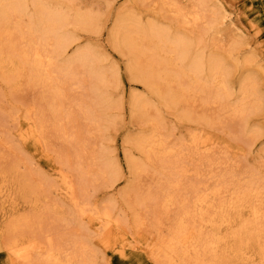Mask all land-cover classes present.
I'll list each match as a JSON object with an SVG mask.
<instances>
[{"label":"rangeland","instance_id":"obj_1","mask_svg":"<svg viewBox=\"0 0 264 264\" xmlns=\"http://www.w3.org/2000/svg\"><path fill=\"white\" fill-rule=\"evenodd\" d=\"M43 1L95 17L88 29L69 27L80 41L67 58L78 50L92 51L105 70L118 69L119 77L109 76V111L103 119L91 120L86 106L92 101V82L83 70H76L64 85L60 110L46 85L29 77V69L10 79L0 65V215L16 210L0 230V264H18L7 251L13 246L25 251L39 246L31 260L39 264L50 244L63 258L76 253L77 264L83 258L90 264H167L166 258L154 261L148 250L165 245L182 207L190 206L197 192L220 191L217 204L245 194H258L264 201V0ZM199 2L205 5L202 12ZM198 12L206 20L201 16L195 23ZM123 18L202 40L205 60L218 57L223 62L232 96L224 101L216 87L203 92L184 81V101L174 104L166 88L162 95L148 88L129 73L126 49L112 41ZM19 24L26 26L28 18L15 19L13 33ZM146 60H141L143 68ZM162 66L156 74H169ZM177 89L174 85L173 92ZM250 91L255 95L247 96L249 110L236 113ZM134 100L140 102L137 112L132 111ZM28 121L43 133L38 143ZM150 137L165 151L174 150V156L149 159V148L139 142ZM197 137L204 150L195 149ZM105 161L117 163L118 172L105 170ZM57 170L71 176L88 215L110 212L117 221L119 230L110 241L102 243L99 227L56 196ZM171 199L174 205L168 203ZM81 242L86 253L77 247ZM260 243L264 245V233ZM260 262L257 257L253 264Z\"/></svg>","mask_w":264,"mask_h":264},{"label":"bare ground","instance_id":"obj_2","mask_svg":"<svg viewBox=\"0 0 264 264\" xmlns=\"http://www.w3.org/2000/svg\"><path fill=\"white\" fill-rule=\"evenodd\" d=\"M29 4L33 8L32 12H29ZM52 5L51 2L43 0H0V65L3 69H7L6 77L10 79L11 77H20L25 70L29 69V77L35 84L46 85L60 110L64 85L76 70H83L92 82V101L89 106H86V115L91 120L99 117L103 119V113L110 106L107 105L106 100L109 98L106 96L107 88L110 85L109 76L119 77L118 69L112 72L108 70L111 72L109 75V72L101 66V57L89 50H78L72 58H67L69 52L80 41V37L71 33L69 27L88 29L94 25L97 19L91 15H82L71 8L64 9L62 6L53 7ZM204 6V3L199 2L198 8L201 12L202 8H205ZM180 16L185 18L182 10ZM201 16L198 12V15L194 17V22L200 23ZM23 18H28V24L26 26L19 24L16 34L13 33L12 23L15 19ZM137 22L123 18L111 34L115 46L126 49L130 55L129 73L133 76L135 74L140 82L158 95H162L165 92L163 88H166V93L174 104L184 101L187 92L183 88L184 81H189L190 85L203 92L207 88L210 90L212 86L216 87L219 98L227 100L228 95L230 96L232 93L229 94L227 71L225 72L222 67L223 62L217 60L218 57L209 61L205 60L206 51H204L202 40L193 35L189 36L180 32L172 33L173 30L153 25L142 26ZM24 42L27 43L26 47L21 46ZM3 48H7V50ZM144 57L147 59L145 68L141 65V60ZM162 65L170 70L169 74H156ZM54 75L57 78L63 76V80L58 82ZM174 85H178V92H173ZM254 95L255 93H251V91L250 94L246 93L241 105L234 111L240 115L244 114L249 110V104L245 102L247 99L250 100L247 96L252 98ZM139 104L138 100L132 102L133 112L140 109ZM28 122L26 127L38 143L43 133L35 122ZM20 135L22 136V134ZM200 141L198 137L195 142L193 141L195 149L199 147V150H204V148L200 149V145L202 146ZM139 143L140 147L149 148V159L158 156L161 157V160H163L162 158L169 160L175 153L174 150L165 151L164 146L155 137L143 139ZM106 161L102 163L105 170L115 171L116 169L115 172H118L117 163H114L115 166L112 162ZM56 173L59 179V184L57 183L58 186L54 191L56 196L63 197L65 201L74 206L82 218L86 217L89 219L88 221L94 222V225L99 227L97 231H99L102 243L110 241L118 229L117 221L112 219L111 213L107 212L103 215L92 213L93 217L88 215L87 209L85 210L79 205L77 189L71 176L63 170H57ZM217 195H221V192L202 195L197 192L194 202L190 206L187 204L181 206L182 211L175 222V227L169 230L165 245L158 249L149 248L148 250L154 261L161 262V258H166L167 264H253L258 257L259 261L261 260L264 264V245L260 243L264 233V228L261 227V223L264 222V201L258 194L252 198L249 197V194H245L236 198H233V195L226 200L225 197L220 196L224 200L222 199L223 202L217 204L215 203L216 197L219 198ZM168 203L172 204V199ZM167 206L169 205L167 204ZM13 212L16 210L13 209L10 213H1L0 220L3 221H0V230L3 231V226L8 223L6 221L12 217ZM163 239L165 238H161V241ZM84 245L81 242L79 245L77 244V247L85 252ZM124 246L126 245L124 244ZM37 247L34 246L33 250L25 251L13 246L7 251L16 263L32 264V256L39 249V246ZM62 253L50 244L45 258L39 264H77L75 262L76 253H72L70 258H63ZM78 264H90V262L83 258Z\"/></svg>","mask_w":264,"mask_h":264}]
</instances>
